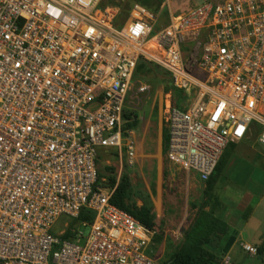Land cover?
<instances>
[{
    "label": "built area",
    "instance_id": "built-area-1",
    "mask_svg": "<svg viewBox=\"0 0 264 264\" xmlns=\"http://www.w3.org/2000/svg\"><path fill=\"white\" fill-rule=\"evenodd\" d=\"M167 7L133 2L124 19L105 0H0V264H163L108 179L135 163L125 110L142 60L184 92L168 95L171 163L206 181L253 125L264 147V0Z\"/></svg>",
    "mask_w": 264,
    "mask_h": 264
},
{
    "label": "rangeland",
    "instance_id": "rangeland-1",
    "mask_svg": "<svg viewBox=\"0 0 264 264\" xmlns=\"http://www.w3.org/2000/svg\"><path fill=\"white\" fill-rule=\"evenodd\" d=\"M200 1L165 0L162 8L167 5L172 13H176ZM105 2L111 3V0ZM155 76V73H150L146 79H134L128 96L127 110L135 111L139 119L138 127L129 137L135 142V163L129 166L125 162L121 171L119 164L112 161L110 168L115 170L109 169V172L111 176L121 177L127 168L134 202L139 206L147 200L152 203L157 214V228L151 230L163 262L182 242L183 233L202 201L205 184L194 172H187L171 163L163 153L162 133L164 127L168 129L166 108L169 92L173 89L174 101L182 98L184 92L171 88L168 82L152 80ZM142 84L148 85L149 89L139 91ZM260 131L261 127L253 125L246 137L237 142L234 156L215 188L223 204L222 218L231 220L229 214L233 213L229 224L240 232L238 241L218 259V264H264V249L258 251L264 246V147L258 142ZM101 164L104 167L103 161ZM254 201L262 203L245 222L243 219L250 213ZM237 218L240 220L238 225L235 223ZM241 242L242 245L248 243L256 252L247 251Z\"/></svg>",
    "mask_w": 264,
    "mask_h": 264
},
{
    "label": "trees",
    "instance_id": "trees-1",
    "mask_svg": "<svg viewBox=\"0 0 264 264\" xmlns=\"http://www.w3.org/2000/svg\"><path fill=\"white\" fill-rule=\"evenodd\" d=\"M165 0H111V4L120 8L119 17L126 18L129 8L133 2H140L154 13H160L161 18H169V8L165 5ZM185 1V0H184ZM162 8V9H161ZM155 73L156 76L152 80L159 83L168 82L170 87L171 80L168 73L159 65L140 61L134 79H146L147 75ZM159 74H162L160 77ZM125 118L127 119L125 127L128 129H136L139 125L138 115L135 111L125 110ZM163 153L166 154L169 143L168 129L163 128ZM237 142H231L224 150L218 164L210 177L204 181L203 198L189 227L184 231L182 242L169 257L163 261V264H218V259L228 253L234 245L237 233L222 218L223 204L215 193V188L223 174L225 173L229 163L231 162ZM114 171L115 168H109ZM117 176L110 177V183L115 184ZM111 201L138 218L144 225L149 228H157V214L153 205L149 200L142 206L137 205L133 200V185L128 173V169L122 173L118 187ZM193 206L196 204L193 203ZM93 219V213L82 212L76 222ZM157 241V240H156ZM264 246L259 248L262 251ZM236 264V263H233Z\"/></svg>",
    "mask_w": 264,
    "mask_h": 264
},
{
    "label": "crops",
    "instance_id": "crops-1",
    "mask_svg": "<svg viewBox=\"0 0 264 264\" xmlns=\"http://www.w3.org/2000/svg\"><path fill=\"white\" fill-rule=\"evenodd\" d=\"M262 203V201H254V205L251 207V211H250V213L248 214V216H246L243 220L246 222V221H248V219H249V217H251V216H253L255 213H256V211L258 210V208H259V206H260V204ZM224 213H226V210H225V212ZM227 214H228V211H227ZM233 213H230L229 214V217H230V219L232 220V218H233ZM228 219V218H227ZM231 220H225L228 224L230 223V221ZM236 222V225H238L239 224V222L238 221H240L239 220V218H237L236 220H235ZM230 225V224H229ZM231 227V226H230ZM232 228V227H231ZM233 230H235L236 231V233H237V238H236V241H235V243L238 241V236H240V232H239V230H238V228L235 226V229H233ZM249 245L248 243H245V244H243L242 245V242H241V245L244 247V245Z\"/></svg>",
    "mask_w": 264,
    "mask_h": 264
}]
</instances>
